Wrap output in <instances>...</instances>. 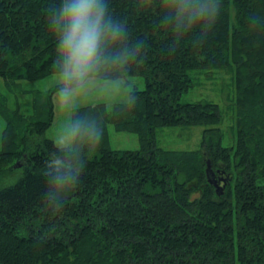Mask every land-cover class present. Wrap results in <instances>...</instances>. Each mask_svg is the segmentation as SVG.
Wrapping results in <instances>:
<instances>
[{
  "label": "trees",
  "instance_id": "1",
  "mask_svg": "<svg viewBox=\"0 0 264 264\" xmlns=\"http://www.w3.org/2000/svg\"><path fill=\"white\" fill-rule=\"evenodd\" d=\"M59 2L0 0V76L15 97L29 94L32 106L28 114L10 107L0 90V264H264V29L248 21L264 17V0H221L203 44L191 33L172 54L174 34L160 23V0H109L130 39L143 41L145 57L128 76H94H142L145 87L135 89L130 111L125 102L79 106L102 124L103 138L70 202L51 215L40 199L52 150L45 130L54 122L53 87L22 83L53 75L55 38L46 17ZM216 69L235 78L227 143L219 102L181 101L198 83L195 71ZM109 125L135 133L138 149L111 148ZM195 125L205 127L196 149L158 145L161 127ZM208 159L215 178L230 176L221 196L207 183Z\"/></svg>",
  "mask_w": 264,
  "mask_h": 264
},
{
  "label": "clouds",
  "instance_id": "2",
  "mask_svg": "<svg viewBox=\"0 0 264 264\" xmlns=\"http://www.w3.org/2000/svg\"><path fill=\"white\" fill-rule=\"evenodd\" d=\"M160 5L164 12L160 23L174 34L169 54L191 33L202 45L222 7L221 0H160ZM46 21L55 38L52 93L57 109L65 115L44 162L46 187L40 202L46 212L57 215L81 185L86 160L103 138L102 124L79 111L78 98L91 77L102 71L128 76L134 66L143 64L145 48L142 40L130 39L125 21L114 18L109 0H60L49 6ZM248 21L253 29H264V17L252 14ZM136 103L135 90L129 88L126 111Z\"/></svg>",
  "mask_w": 264,
  "mask_h": 264
},
{
  "label": "rangeland",
  "instance_id": "3",
  "mask_svg": "<svg viewBox=\"0 0 264 264\" xmlns=\"http://www.w3.org/2000/svg\"><path fill=\"white\" fill-rule=\"evenodd\" d=\"M194 75L198 80L196 86L187 90L183 93L181 101L194 102L196 100H212L214 102H219L223 113H225V118L222 125V129L225 132L224 143L231 142L232 140V130L231 127L235 122V106L233 104L235 97V78L232 73L226 72L221 69H216L213 71L200 70L195 71ZM54 84V76L50 75L42 80L35 81H23V87L31 90L38 89L44 90L52 88ZM145 87L144 78L142 76L135 77H124V78H112L103 79L96 76H92L89 80L86 90L78 98V105H90L104 102L109 109L113 108L115 103H124L125 94L129 88L132 89H142ZM0 90L7 96L8 105L10 107L18 106L20 110L26 114L31 112V98L29 94L20 93L19 97L16 94L8 91L5 88L4 80L0 76ZM54 97V96H53ZM54 102V122L45 130V136L51 139L54 138L58 125L63 119L64 113L60 112ZM3 118L0 115V132L4 127ZM109 143L111 148L119 149H138L140 143L138 136L132 132L118 131L109 125ZM204 126H172V127H161L157 131V143L165 149H196L199 146L202 130ZM1 137V133H0ZM1 145V139H0ZM17 164V163H16Z\"/></svg>",
  "mask_w": 264,
  "mask_h": 264
},
{
  "label": "water",
  "instance_id": "4",
  "mask_svg": "<svg viewBox=\"0 0 264 264\" xmlns=\"http://www.w3.org/2000/svg\"><path fill=\"white\" fill-rule=\"evenodd\" d=\"M205 172H206V179L207 183H211L215 187V191L217 195L221 196V193H223V190L229 181L230 177L227 175L226 177L221 176L220 178H215V172L213 170L211 160H207L206 162V167H205ZM223 181V184L220 183V181Z\"/></svg>",
  "mask_w": 264,
  "mask_h": 264
},
{
  "label": "flooded vegetation",
  "instance_id": "5",
  "mask_svg": "<svg viewBox=\"0 0 264 264\" xmlns=\"http://www.w3.org/2000/svg\"><path fill=\"white\" fill-rule=\"evenodd\" d=\"M219 172V170H217Z\"/></svg>",
  "mask_w": 264,
  "mask_h": 264
}]
</instances>
